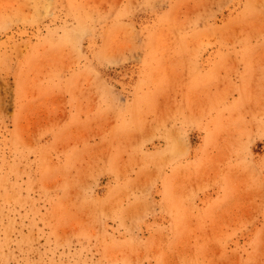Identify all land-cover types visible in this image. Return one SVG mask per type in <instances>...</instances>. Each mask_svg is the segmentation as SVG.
Returning <instances> with one entry per match:
<instances>
[{"label":"rangeland","instance_id":"rangeland-1","mask_svg":"<svg viewBox=\"0 0 264 264\" xmlns=\"http://www.w3.org/2000/svg\"><path fill=\"white\" fill-rule=\"evenodd\" d=\"M0 264H264V0H0Z\"/></svg>","mask_w":264,"mask_h":264}]
</instances>
